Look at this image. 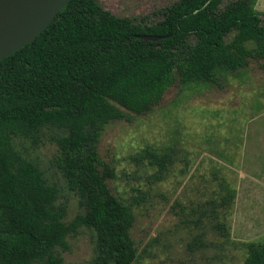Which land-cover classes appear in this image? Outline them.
<instances>
[{"label":"trees","instance_id":"1","mask_svg":"<svg viewBox=\"0 0 264 264\" xmlns=\"http://www.w3.org/2000/svg\"><path fill=\"white\" fill-rule=\"evenodd\" d=\"M177 0L155 23L104 9L98 0H70L32 42L0 61V264H63L58 247L82 226L96 231L88 264H132L134 215L112 191L115 169L101 157L107 124L151 111L175 83L217 82L219 70H238L264 58V14L256 0ZM235 33L231 41L227 37ZM138 34L162 36L157 41ZM248 42H254L250 48ZM46 127L56 137V164L84 212L66 222L67 206L43 170L13 144L37 142ZM143 158L164 170L168 155ZM227 187L218 205L229 208ZM215 229L229 236L225 220ZM245 264H264V238L247 243Z\"/></svg>","mask_w":264,"mask_h":264},{"label":"rangeland","instance_id":"2","mask_svg":"<svg viewBox=\"0 0 264 264\" xmlns=\"http://www.w3.org/2000/svg\"><path fill=\"white\" fill-rule=\"evenodd\" d=\"M176 1L98 0L113 14L143 24L162 19ZM254 9L263 15L264 0H256ZM129 117L106 125L99 151L116 172L108 179L111 191L134 215L132 264H245L247 243L264 238V58L219 70L217 82L184 84L177 75L151 111ZM61 134L46 127L37 142L15 136L13 144L58 186L68 223L84 207L56 164ZM147 149L169 156L164 170L142 157ZM227 187L235 197L224 208L218 201ZM219 220L227 222L228 237L215 229ZM67 241V249L57 248L63 264L96 257L95 230L82 226Z\"/></svg>","mask_w":264,"mask_h":264},{"label":"water","instance_id":"3","mask_svg":"<svg viewBox=\"0 0 264 264\" xmlns=\"http://www.w3.org/2000/svg\"><path fill=\"white\" fill-rule=\"evenodd\" d=\"M70 0H0V61L35 40ZM157 41L162 36L138 34Z\"/></svg>","mask_w":264,"mask_h":264}]
</instances>
